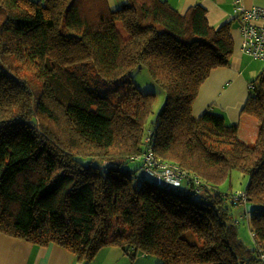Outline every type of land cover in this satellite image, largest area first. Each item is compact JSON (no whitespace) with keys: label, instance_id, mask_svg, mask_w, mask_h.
<instances>
[{"label":"trees","instance_id":"16d2710c","mask_svg":"<svg viewBox=\"0 0 264 264\" xmlns=\"http://www.w3.org/2000/svg\"><path fill=\"white\" fill-rule=\"evenodd\" d=\"M233 7L217 28L200 3L0 0V233L82 262L118 247L132 262L264 264V69L248 80L238 123L232 105L217 115L215 101L201 102L212 72L231 66L233 29L241 52L264 61L244 47L251 24ZM144 66L167 94L156 121V95L127 79ZM120 80L112 100L103 91ZM243 116L259 124L252 144L238 138ZM150 155L185 173L179 187L146 171ZM234 170L247 188L221 192Z\"/></svg>","mask_w":264,"mask_h":264},{"label":"crops","instance_id":"0c3cea01","mask_svg":"<svg viewBox=\"0 0 264 264\" xmlns=\"http://www.w3.org/2000/svg\"><path fill=\"white\" fill-rule=\"evenodd\" d=\"M176 8L185 10L194 3H200L206 9L209 23L217 28L233 20V0H167ZM124 0H109L112 8H119ZM248 7H263L264 0H244ZM232 35L236 41L235 55L230 67L214 70L202 88L201 102L213 100L222 105L228 102L233 108L226 110L230 119L238 123L237 106L247 96L248 80L260 72V64L244 55L240 50L241 36L238 28ZM259 68V69H258ZM244 117V116H243ZM242 117V121H243ZM250 124L251 138L258 136L259 124L253 119H245ZM242 123V122H241ZM0 264H158L155 257L139 256L135 261L118 247H105L94 260L79 261L72 251L58 244L43 246L0 233Z\"/></svg>","mask_w":264,"mask_h":264},{"label":"rangeland","instance_id":"374dc122","mask_svg":"<svg viewBox=\"0 0 264 264\" xmlns=\"http://www.w3.org/2000/svg\"><path fill=\"white\" fill-rule=\"evenodd\" d=\"M125 2H126V0H125ZM254 61H255L257 66H259V64H260L259 68L261 70L264 69V61H262V60H260V61L254 60ZM257 74H255L249 81L256 78L255 76ZM26 75H28L29 77H32V78L35 76V74H31L29 72L26 73ZM127 79L131 80L132 83L135 86H137L144 93H154L156 95V102H155V106H154V110H153V115L151 116V119H150L151 121L152 120L156 121L158 113L162 110L163 106L165 105L166 98H167L166 92L163 91L159 87V85L152 78L149 70L145 66L144 67H138V68L132 70L131 76ZM128 80L116 81V83L111 85L110 88H108V90L103 91L104 94H108V96H110L112 98V100H118L120 95H122L123 92L125 91L124 85L128 84ZM248 93H247V96L245 97V99L242 100L241 104L239 106H237L238 107L237 112H238L239 108H240V110H242V107L245 105V103H246L245 100H247ZM225 103L228 104V102H225ZM213 108H216V109L215 110L211 109V112H214L217 115L221 114V111H223V109L221 108V106L219 104H215V107H213ZM226 117H227V120L229 122L230 118L228 117L227 114H226ZM248 118L253 119L254 122H257L252 117L244 116L241 127H240V132L238 134V138L247 144H252L255 142L256 138H251V136L249 134V133H251L250 124H248L246 121H244L245 119H248ZM142 163H143L142 161H138V160L130 161V162L125 164V168L129 171L135 172L138 169V167L140 166V164H142ZM249 181H250V178L248 175H243L239 170H234L233 175H232V179L228 180L227 182H225L221 186H219V190L221 192L229 193L231 195L241 194L242 190L247 188ZM251 207H252V205L250 203H248V205L246 206L248 211L251 210ZM243 210H245L244 207H243ZM239 220H240L241 235H242L243 239L245 240V242L247 243V245L249 247L253 248L255 246V243L253 241V238L251 237L250 229H249V225L247 223L246 216L244 217L241 215ZM157 260H160V259L157 258Z\"/></svg>","mask_w":264,"mask_h":264},{"label":"built area","instance_id":"2783aa9c","mask_svg":"<svg viewBox=\"0 0 264 264\" xmlns=\"http://www.w3.org/2000/svg\"><path fill=\"white\" fill-rule=\"evenodd\" d=\"M234 1L238 5L237 11L242 14L243 22L248 21L251 24L249 29H246L244 25L241 26V32L244 35V47L255 57L264 58V8L255 7L252 10H246L241 6V0ZM147 161V172L156 174L165 182V185L179 187L185 175L182 170L178 171V169L173 170L170 167L161 166L153 155L148 156Z\"/></svg>","mask_w":264,"mask_h":264}]
</instances>
